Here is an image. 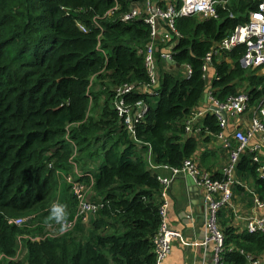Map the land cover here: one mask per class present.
Returning a JSON list of instances; mask_svg holds the SVG:
<instances>
[{
	"label": "trees",
	"instance_id": "obj_1",
	"mask_svg": "<svg viewBox=\"0 0 264 264\" xmlns=\"http://www.w3.org/2000/svg\"><path fill=\"white\" fill-rule=\"evenodd\" d=\"M144 1L0 0V258L16 257L20 236L39 238L24 245L21 258L0 264H156L153 239L162 223L163 187L149 160L180 168L212 141L185 138L183 125L210 88L221 102L246 92L250 110L264 99L259 70L240 65L244 46L215 56L206 79L203 72L206 56L249 20L257 0H227L217 6V19H176L178 66L163 58L167 43L155 42L157 107L154 97L140 92L118 97L124 86L150 84L139 53L152 40L150 27L144 15L122 22L118 13L116 21H102L103 30L94 19L117 2L126 13ZM140 101L149 104V112L135 126L127 124ZM119 102L130 110L123 117ZM203 126L219 131L213 114ZM202 164L209 172L216 165L205 159ZM258 168L248 152L242 155V183L234 187L240 205L252 207L255 196L264 202ZM77 183L86 201L98 205L87 222L79 216ZM54 204L66 205V221L77 218L71 231L60 234L62 224L50 218ZM218 218L224 264H247L240 251L264 256L263 232H239L229 209H221ZM11 219L26 222L18 226Z\"/></svg>",
	"mask_w": 264,
	"mask_h": 264
},
{
	"label": "built area",
	"instance_id": "obj_2",
	"mask_svg": "<svg viewBox=\"0 0 264 264\" xmlns=\"http://www.w3.org/2000/svg\"><path fill=\"white\" fill-rule=\"evenodd\" d=\"M258 9L249 14V20L238 26L235 31L226 37L221 43H217L213 50L204 59L203 72L207 75L213 65L214 57L224 51H233L239 46H244L246 49L245 56L240 60V65L244 69L259 70V73L264 77V0H258ZM225 0H145L143 3L134 2L130 5L129 11L121 12L119 2L116 3L103 16H97L94 19L95 26L102 29V21H116V15L120 14V21L130 22L144 15L145 22L150 27V37L152 41L144 48L139 50L140 54L145 57V66L150 76V84L127 85L117 91V96L128 95L133 92H140L148 96H157L158 85L157 80L159 73L157 70V59L154 56L158 44L157 40H161L169 45L166 52L163 53V58L171 62L173 60L174 44L170 45L171 34L179 40L181 35L176 30V19L184 17L199 16L203 20L217 18V6L225 7ZM83 32H87L82 24H78ZM190 68V67H188ZM192 71L189 69V75ZM206 75L204 78L206 79ZM139 86V87H138ZM215 91L209 89L206 93L207 101L210 104L208 109H200L193 111L186 121V134L191 135H212L216 139L219 147L226 151L229 155L225 166L221 169V179H215L214 175L207 170L202 169L198 163L187 161L182 169H172V178L159 177L162 184L161 193V209L160 215L162 218L161 226L158 233L153 239L156 254V264H165L167 258L172 253L173 244L179 241L185 246L205 247L208 248L214 244L212 254L210 252L205 255L204 264H224L223 252L224 234L219 227V212L221 209H232L234 212L232 226L237 228L239 232L247 231L249 234H254L259 231L264 233V202L255 197L254 205L247 207L242 204L241 211L235 201L240 198L234 193V187L241 184L237 171L240 159L243 154L249 153L253 164L258 165L257 173L259 178H264V99L250 110V96L246 92H242L235 97L230 98L226 103H222L215 97ZM124 103L119 102L117 109L123 117L130 110L123 109ZM149 107L146 103L140 101L135 104L132 117L126 118V123L135 126L148 112ZM209 112H213L218 119L220 131L213 134L209 128L199 126L201 119L205 118ZM250 117H246V114ZM235 119L234 124L237 129L230 130V123ZM231 124V125H234ZM132 128V127H131ZM183 173L193 178L195 185L202 192L203 202L206 209L205 216V232L202 239L194 244L186 242L183 234L172 228L169 223V209L171 207L170 189L174 179ZM84 186L77 183L74 187V193L81 199L79 216L85 222L89 221L98 210V205L86 201L84 194ZM100 206V204H99ZM183 220H192V215L189 213L182 215ZM77 218L73 221H66L62 226L60 234L71 231ZM26 220H12L18 226H22ZM230 251H233L231 249ZM247 264H264V256L255 257L250 253H245Z\"/></svg>",
	"mask_w": 264,
	"mask_h": 264
},
{
	"label": "crops",
	"instance_id": "obj_3",
	"mask_svg": "<svg viewBox=\"0 0 264 264\" xmlns=\"http://www.w3.org/2000/svg\"><path fill=\"white\" fill-rule=\"evenodd\" d=\"M206 104V103H205ZM209 154L202 158L208 163L216 164L211 169V173L216 176L220 175L221 169L226 162L227 154L221 152L217 147L209 150ZM203 152L200 153V155ZM222 154L225 156L222 157ZM212 167V166H210ZM161 176L170 178L172 173L169 171H162ZM171 207L169 209V223L172 228L180 231L186 242L194 244L199 242L205 232V216L206 209L203 202L202 192L196 186H189L186 178L177 177L170 189ZM235 203L242 210L243 205L236 200ZM189 213L192 215V220H183L182 215ZM214 244L208 248L185 246L179 241L173 244L172 253L167 258L165 264H204L205 255L210 252L212 254Z\"/></svg>",
	"mask_w": 264,
	"mask_h": 264
},
{
	"label": "clouds",
	"instance_id": "obj_4",
	"mask_svg": "<svg viewBox=\"0 0 264 264\" xmlns=\"http://www.w3.org/2000/svg\"><path fill=\"white\" fill-rule=\"evenodd\" d=\"M225 1H227V0H225ZM258 1V0H257ZM228 2V1H227ZM259 2V1H258ZM140 3H142V2H140ZM218 6H221V5H218ZM257 9H258V7H257ZM253 12V11H252ZM251 13V12H250ZM197 17H199V16H197ZM184 18H186V17H184ZM217 18H218V13H217ZM216 18V19H217ZM201 20H203V19H201ZM173 37V38H172ZM171 38L173 39V40H171V42L169 43L170 45H172V44H174V48H173V55L175 54V48L178 46V42L180 41V39L181 38H179V40L175 37V35L172 33L171 34ZM146 46V45H145ZM144 46V47H145ZM143 47V48H144ZM168 47H169V45H167L166 46V48L168 49ZM156 54V53H155ZM166 61V60H165ZM173 62H174V64H169V66H172V67H175V66H178L176 63H175V61L174 60H172ZM167 62V61H166ZM190 69V68H189ZM189 69H187V73H188V79L191 77L190 75H189ZM191 70V69H190ZM209 73L210 72H208L207 73V75H209ZM205 74V73H204ZM192 75V74H191ZM206 75V74H205ZM264 78V77H263ZM210 89H213V88H210ZM214 90V89H213ZM215 91V90H214ZM208 92V91H207ZM158 93H159V89H158ZM215 93V92H214ZM149 97H154V100H155V98L156 97H158L159 99H160V97H161V92L157 95V96H155V95H153V96H150L149 95ZM159 99H158V101H159ZM218 100V99H217ZM143 102V101H142ZM221 102V101H220ZM144 103H146L147 105H148V107H149V104L147 103V102H144ZM206 103V104H205ZM222 103H226V102H222ZM211 106H210V104H209V102L207 101V97H206V95H205V97H204V99L202 100V105L200 106V107H198V108H196V109H194L193 111H198V110H200V109H208V108H210ZM149 109H150V107H149ZM192 111V112H193ZM148 112H149V110H148ZM147 112V113H148ZM192 112L190 113V115L192 114ZM147 113L145 114V116L147 115ZM210 114H213L214 116H215V114L213 113V112H209L208 114H207V116L208 115H210ZM189 115V116H190ZM144 116V117H145ZM189 116L185 119V121H184V123H183V125H184V137L185 138H188V137H190V136H195V137H201L202 136V138L200 139L201 140V142H203L204 140H206L208 137H211L212 138V141L209 143V144H202V146H201V149L198 151V153H197V155L194 157V158H190V159H187L185 162H184V164L187 162V161H193V162H196V163H198L199 164V166L202 168V169H205V170H207L206 168H205V166H203V164H202V158L204 157V156H206L207 154H209L210 152H209V149H207L206 148V146H208V145H213V141L215 142V145H216V147L221 151V152H224V153H226L227 154V158H226V162H227V160H228V157H229V155H228V153L226 152V151H223L220 147H219V145H218V143L216 142V139L214 138V136H212V135H209V136H205V135H200V136H198V135H196L195 133H192L191 135H187L186 134V121H187V119L189 118ZM207 116L205 117V118H203V119H201V121L199 122V126H201V127H204L203 126V122H204V120L207 118ZM216 117V116H215ZM246 117H250V115L247 113L246 114ZM216 120H217V122H218V119L216 118ZM234 122H235V119L234 120H232L231 121V123H230V130H234V129H237V125H235L234 124ZM231 124H234V125H231ZM218 125H219V123H218ZM207 128V127H206ZM219 131H220V127H219ZM218 131V132H219ZM217 132V133H218ZM203 152V156H202V154L200 155V153H202ZM151 155H153V153H151ZM224 155L222 154V157H223ZM225 157V156H224ZM226 162L224 163V166H225V164H226ZM184 164H183V166H184ZM183 166L182 167H180V168H170V167H168V166H157L154 162H153V158H151L150 160H149V168L152 170V171H156V174L158 175V178L159 177H162L161 176V172L162 171H172V169H182L183 168ZM223 166V167H224ZM208 171V170H207ZM209 172V171H208ZM172 173V176H173V172H171ZM209 173H211V172H209ZM212 174V173H211ZM181 175H185V174H183V173H180L179 175H177V177H182ZM220 175H221V173H220ZM172 176L170 177V178H172ZM185 176H189V175H185ZM176 177V178H177ZM191 177V176H190ZM162 178H165V177H162ZM175 178V179H176ZM183 178V177H182ZM174 179V180H175ZM174 182V181H173ZM197 187V186H196ZM237 205V204H236ZM238 206V205H237ZM239 207V206H238ZM65 209H66V205H63V204H54L53 205V207H52V209H51V217L50 218H52V219H55V221L58 223V224H64L65 222H66V212H65ZM229 210H232V209H230L229 208ZM233 211V210H232ZM233 216H234V212H233ZM12 220H17V219H11V221ZM10 221V222H11ZM23 226V225H22ZM38 239L39 238H37V240L36 241H38ZM18 245H19V243H18ZM20 246V245H19ZM23 248H24V246L22 247V250H21V254H23ZM240 253H241V251H240ZM17 256V255H16ZM7 259H9V260H15L17 257H15L14 259H11V258H9V257H7V256H5Z\"/></svg>",
	"mask_w": 264,
	"mask_h": 264
},
{
	"label": "rangeland",
	"instance_id": "obj_5",
	"mask_svg": "<svg viewBox=\"0 0 264 264\" xmlns=\"http://www.w3.org/2000/svg\"><path fill=\"white\" fill-rule=\"evenodd\" d=\"M158 97H156L155 98V100H154V102H153V107L154 108H156L157 107V105H158ZM216 147V145H215V142L213 141V145H208V146H206V148L207 149H209V150H211V149H213V148H215ZM91 168L90 169H93V167L95 166L94 164H91ZM75 170V169H74ZM37 240V238H35V237H33V236H29V235H22V236H20L19 238H18V243H19V245H20V250H19V253L17 254V256L16 257H19V258H21L22 256H23V254H21V250H22V247L27 243V242H29V241H32V242H34V241H36ZM6 257L5 256H2L1 258H0V260H3V259H5Z\"/></svg>",
	"mask_w": 264,
	"mask_h": 264
},
{
	"label": "water",
	"instance_id": "obj_6",
	"mask_svg": "<svg viewBox=\"0 0 264 264\" xmlns=\"http://www.w3.org/2000/svg\"><path fill=\"white\" fill-rule=\"evenodd\" d=\"M169 63L170 64H174V62L173 61H169ZM183 178H186V180H187V184L189 185V186H196L195 185V182H194V180H193V178L192 177H190V176H185V175H181Z\"/></svg>",
	"mask_w": 264,
	"mask_h": 264
},
{
	"label": "bare ground",
	"instance_id": "obj_7",
	"mask_svg": "<svg viewBox=\"0 0 264 264\" xmlns=\"http://www.w3.org/2000/svg\"><path fill=\"white\" fill-rule=\"evenodd\" d=\"M145 24V23H144ZM147 25V24H146ZM152 41V40H151ZM142 56V55H141ZM255 197H257V196H255ZM255 234V233H254ZM243 255V254H242Z\"/></svg>",
	"mask_w": 264,
	"mask_h": 264
}]
</instances>
